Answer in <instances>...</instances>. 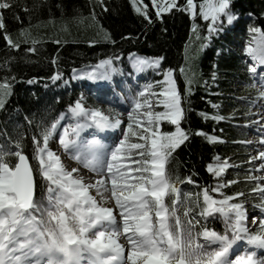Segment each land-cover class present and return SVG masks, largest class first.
<instances>
[{
  "label": "snow or ice",
  "instance_id": "1",
  "mask_svg": "<svg viewBox=\"0 0 264 264\" xmlns=\"http://www.w3.org/2000/svg\"><path fill=\"white\" fill-rule=\"evenodd\" d=\"M96 6L101 12L108 11L104 0H95L89 11L94 23ZM130 6L149 25L156 21L163 25L165 13H187L193 31L201 27L197 21L203 20L206 33L201 47H206L214 36L219 37L239 15L233 11L232 0H151V13L144 0H130ZM13 7L12 0H0V38L9 50H20L21 42L12 38L5 23L4 10L12 11ZM39 7L40 4L33 5ZM22 10L27 13L32 9L23 5ZM13 18L20 19L16 13ZM72 19L82 23L84 17L77 14ZM97 26L103 31V38L115 45L111 34L102 25ZM20 32L23 35L24 29ZM249 33L251 42L244 49L248 57L245 63L250 77L260 84L257 99H264V30L250 27ZM23 42H29L27 37ZM37 43L40 41L32 38L30 46L22 51L37 53ZM54 43L62 42L57 39ZM216 52L219 55L221 49ZM58 53L59 49L51 57L54 70L47 77L45 88L49 83L67 87L70 80H87L93 82L88 85L89 91L95 90L98 96L106 98L110 92L119 96L113 74L121 72L115 63L120 61V54L106 55L95 65L87 66V70L74 68L66 79L59 70ZM129 58L137 72L152 68L163 75V80L148 84L129 97L131 107L126 109V122L120 118L122 113L111 107L107 112L100 107H86L81 94L66 106V112L35 125L29 137L35 165L29 163L24 152L25 132L10 139L7 146L0 144V264H264V176L251 174L256 170L264 172V150L258 151L257 156L249 155L250 161L258 159L261 163L244 177L245 182L254 184L250 194L260 197L254 205L260 209L259 215H249L243 192H222V173L229 163L228 158L221 160L218 154L206 165V171L217 182L212 186L199 185L198 192H182L177 181L193 185H198V181L192 175L180 180L169 170L175 150L193 136L213 144L226 141L203 129L193 132L182 127L186 113L191 111L185 106L191 104L195 73L192 79L186 76L187 86L181 91L173 75L175 69L162 67L164 57L150 59L129 53ZM15 59L8 56L0 62V69L10 71ZM216 67L213 65L211 83L204 81L209 93L212 86L218 87ZM180 71L185 74L184 68ZM15 79L13 75L2 78L0 109L5 108ZM37 79L44 78L32 77L27 83L33 84ZM154 86L158 91L153 90ZM119 98L123 101V97ZM208 103L213 112L198 110L201 119L235 122V112L225 116L218 104ZM156 106L163 110H154ZM62 120L69 122L61 124ZM25 121L31 131L32 121L27 116ZM162 122L174 126V130H161ZM86 130L88 134L82 135ZM109 137L114 138L112 143L106 142ZM50 141L57 142L58 150H53ZM260 144L264 147V135ZM59 149L77 166H66ZM10 157H15V162ZM81 169L94 173L95 179L86 181ZM235 183L237 180H227V184ZM37 188L41 195H37ZM90 189L97 192L99 200ZM105 202L112 206H105ZM217 220L223 224L221 230L208 226Z\"/></svg>",
  "mask_w": 264,
  "mask_h": 264
},
{
  "label": "trees",
  "instance_id": "2",
  "mask_svg": "<svg viewBox=\"0 0 264 264\" xmlns=\"http://www.w3.org/2000/svg\"><path fill=\"white\" fill-rule=\"evenodd\" d=\"M199 0H197V3ZM12 11L4 10L7 31L14 40L21 42L20 50H9L2 38H0V62L8 56H15V61L10 65V71L0 69V82L8 75L15 76L12 83V93L6 99L4 109H0V144L8 145L9 140H15L20 132H25L24 152L32 159L30 135L35 130L38 122H50L64 110L66 106L77 98L76 92L66 90L43 89L41 86H30L27 80L32 77L39 83L47 82V77L54 70L50 60L59 49V70L68 73L71 68L97 62L98 59L110 54H127L138 52L147 56L164 57L162 65L164 69H175V79L178 89L186 88V76L192 79L194 94L190 96L191 104L185 107L191 109L186 113L187 120L182 121V127L203 129L205 132L221 136L223 143H208L201 136H193L189 142H185L173 153L168 165L174 176L180 180L187 175H192L198 181L195 190L199 191V185L212 186L217 181L215 177L206 171V165L213 162L214 155L226 156L234 150L236 140H241L242 133L239 126L232 121L213 122L203 120L198 110L213 112L211 104H221L224 92L235 91L237 86H246L250 82L246 65L243 63L241 54L230 47L233 35L244 31L246 15H251V21L257 27L264 30V0H232L233 11L240 15L234 27L227 29L221 38H214L208 47H201L204 43L202 37L206 33L205 22L197 21L201 26L197 31L191 29V17L187 13L177 12L174 15L163 14V25L156 21L147 24L130 6V0H104L108 11L101 12L99 6L95 7L97 22L94 23L89 16L90 7L95 0H12ZM149 5L150 13L154 12L151 0H144ZM34 4H40L39 8H33ZM27 5L29 12L22 10ZM59 5V7H57ZM13 13L19 15L17 21ZM77 14L84 17L82 23L72 19ZM49 17L52 19L50 20ZM103 26L116 41L115 45L103 38V31L97 26ZM166 28L164 32L162 29ZM20 29H24L22 35ZM131 33V38L121 39L122 36ZM197 35L201 38L198 39ZM27 37L28 43H24ZM35 38L38 52L35 54L25 53L22 49L30 46V41ZM62 43L57 45L55 40ZM89 41H96L89 43ZM216 49H221L217 55ZM216 65L217 79L209 91L204 87V81L211 83V73ZM185 69L181 74L180 69ZM191 69L189 72L188 70ZM57 97L59 100L57 101ZM202 97L204 99H202ZM224 115L223 111L219 109ZM25 116L32 121V130L25 121ZM19 125L20 127H17ZM162 130L173 131L174 127L162 122ZM6 133V135H5ZM135 142V138H131ZM15 162V157H10ZM179 182V181H177ZM234 186H225L227 194L233 193ZM37 195H41L37 188ZM215 195V194H213ZM209 227L221 230L223 224L220 221L210 222Z\"/></svg>",
  "mask_w": 264,
  "mask_h": 264
},
{
  "label": "rangeland",
  "instance_id": "3",
  "mask_svg": "<svg viewBox=\"0 0 264 264\" xmlns=\"http://www.w3.org/2000/svg\"><path fill=\"white\" fill-rule=\"evenodd\" d=\"M248 17L249 15L246 16V18L244 17V20L246 21L245 26H244V31L240 34L235 35L234 37L235 42L230 44V47L233 50L241 54L244 63L246 60H248V57L246 56L244 49L251 42V34L249 33V28L256 27L253 24V22L250 20L251 17L250 18ZM238 18H240L239 15H238ZM236 20H234V22ZM234 22L231 25H226L225 29L226 27H231L234 24ZM213 38L209 42L210 44L213 42ZM209 43L207 44L206 47L209 46ZM130 53H132L133 55L139 54L136 52H130ZM138 56H141V54H139ZM120 57H121L120 61L115 62V63L121 69V72L113 74V80L116 85L115 92L118 93L119 96H114L110 92L109 95L106 97V99H104L98 96L95 90L89 91L88 85L93 82H90L87 80H75V81L70 80V85L67 87H57L49 83V86L45 88L43 85L46 82L41 84L37 80L33 84H28V83L27 84L30 86H34V85L41 86L43 89H46V90L75 89L77 91L78 96L83 94L84 103L86 107H100L102 110L106 112L108 108L111 107L113 109L118 110L120 113H122L120 117L122 120L124 119L122 118V116L126 114V119L123 120L126 122L127 121L126 109H130L129 106L131 107V102L129 100V97L132 95H135L139 90L143 89L148 84H152L155 81H162L163 75L160 74L157 70L152 69V68H145L143 71L137 72L131 66V60L129 58V53L128 54L121 53ZM147 58L151 59L152 57H147ZM95 64L96 62H93L91 64L74 67V68L77 69L78 71L81 69L87 70V66L95 65ZM161 65H162V62H161ZM71 70L69 71L67 75H64L66 79L72 76ZM137 75L140 76L139 79H137ZM253 83L256 84L255 87L234 85L233 87L235 88L238 87V88L235 91L224 92L225 93L224 97L222 98L221 104H219V109L223 111L225 116H230L235 112L236 119H235V122L233 123L239 126L238 129L245 128L246 130L245 137L243 139L238 138V139H241L242 142H239V140H236L237 144L234 145V150L229 151L226 154V156L222 157L220 155V158L221 160L225 157L228 158V163H229V167L225 169V171L222 173V176L225 179V186L233 185L234 186L233 193L240 191L245 194L243 199L245 200V207L250 216L260 214V209L257 207H254L255 204L260 202V197L257 194H250L249 189L251 187H254V184L245 182L244 177L248 174V172L251 169L255 168L257 164L261 163V161L258 159L255 161H250L249 155L257 156L258 151L264 150V147H262L260 144V137L261 135H264V99H257V90L260 88V84L258 81H254L251 78L249 85ZM153 90L158 91V89L155 88V86L153 87ZM119 97H123V101H121ZM240 98H243V99H240ZM252 101H255V103H252ZM118 102H120L121 104L118 105L119 104ZM154 110L160 111L163 109H162V106H156ZM245 113H248V115H245ZM63 122L64 120L61 121V124H65ZM68 122L69 121H67L66 123ZM116 135L119 137L120 132H117ZM61 159L65 164L73 165L70 159L64 158V157H62ZM81 174L84 175L82 171H81ZM251 174L253 176H264V172H261L259 170L252 171ZM91 179H95V178L91 177ZM215 179L217 181L216 177ZM227 180H237V183L227 184ZM261 183H264V180H261ZM177 186L182 191L184 190L186 192H197L194 186L189 187V185L186 183H177ZM90 192L93 196L96 195L95 194L96 191L94 189H90ZM222 192L227 194L225 189H222ZM228 195H231V194H228ZM215 196H217V198H220L219 194H215ZM239 199L241 198H236L237 201ZM105 206H109V207L112 206L111 202H105Z\"/></svg>",
  "mask_w": 264,
  "mask_h": 264
},
{
  "label": "bare ground",
  "instance_id": "4",
  "mask_svg": "<svg viewBox=\"0 0 264 264\" xmlns=\"http://www.w3.org/2000/svg\"><path fill=\"white\" fill-rule=\"evenodd\" d=\"M139 75H137V79H139ZM129 108H130V106H129ZM122 118H124V119H126V114H124L123 116H122ZM123 119V120H124ZM67 122V120H64V122L63 123H66ZM85 132H87L88 133V131L86 130ZM118 131L116 130V133H117ZM83 134V133H82ZM117 136V135H116ZM118 137V136H117ZM101 138L102 139H105V136H104V134H101ZM110 138V139H109ZM109 138H107L106 139V142H108V143H112V141H113V137H109ZM110 141V142H109ZM50 146L53 148V150H58V144H57V142H53V141H50ZM59 151H60V154H61V158L62 157H64V158H68V159H70L69 157H67L66 156V154H64L63 153V151H62V149H59ZM71 160V159H70ZM72 162V164L73 165H71V166H77L76 165V163H75V161H73V160H71ZM70 164V163H69ZM66 166H67V164H66ZM81 171H82V173L84 174V176H85V179H86V181H87V178H88V180H89V178L91 179V177H94L95 178V174L94 173H92V172H90V171H88L87 169H81ZM96 195H95V197L99 200V195L97 194V192L95 193ZM120 242L123 244V243H125V240H124V237H121L120 238Z\"/></svg>",
  "mask_w": 264,
  "mask_h": 264
},
{
  "label": "water",
  "instance_id": "5",
  "mask_svg": "<svg viewBox=\"0 0 264 264\" xmlns=\"http://www.w3.org/2000/svg\"><path fill=\"white\" fill-rule=\"evenodd\" d=\"M29 163H30V161H29ZM31 164V163H30Z\"/></svg>",
  "mask_w": 264,
  "mask_h": 264
}]
</instances>
